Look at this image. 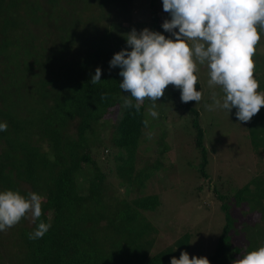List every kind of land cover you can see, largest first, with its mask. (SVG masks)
Here are the masks:
<instances>
[{"label":"trees","instance_id":"1","mask_svg":"<svg viewBox=\"0 0 264 264\" xmlns=\"http://www.w3.org/2000/svg\"><path fill=\"white\" fill-rule=\"evenodd\" d=\"M113 2L0 0V123L8 125L7 131H0V193L11 190L26 199L30 192L43 197L42 214L35 222L27 225L26 213L10 228L16 232L8 238L13 252L4 251L0 241V258L7 264H170L173 257L180 258L181 251L191 259L187 233L171 246L155 250V239L148 233L150 223L143 213L160 205L157 194L146 192V183L163 163L157 158L138 170L136 163L142 160L141 150H148L150 141L160 155L169 151L170 131L162 122L171 117L176 126L177 120L186 124L184 133L191 136L200 160L198 173L208 180L214 145L208 148L207 141L215 127L208 122L206 106L213 104V93L220 91L213 89L212 97L201 96L199 102L186 103L181 101V90L171 92L161 104L163 109H150L146 98L137 101L129 97L139 111L125 107L130 93L119 88L123 80L120 68L110 69L109 61L122 49L131 51L126 43L130 31H123L115 22L107 23L108 7ZM149 14V23L140 31L148 28L174 41L160 26L154 4ZM35 26L47 32L37 35ZM260 28L257 26L261 37ZM48 44L50 48H44ZM263 61H254L255 80ZM97 67L102 72L101 82L92 84ZM194 75L196 90L201 92L196 71ZM166 108L169 113L164 116ZM113 111L115 123L111 127L108 117ZM151 111L158 117L153 118ZM108 125L111 132L106 145L101 127ZM248 128L251 152L261 158L264 106ZM99 149L103 155L97 153ZM110 163L125 196L114 192L107 182ZM126 192L134 196L127 198ZM213 192L221 202L225 224L215 251L207 257L210 264H233L237 256L243 257L242 251L264 247V168L234 193L237 205L246 203L250 212L260 217L259 222L242 228L245 247L231 243L228 196L215 187ZM40 222L50 224V229L40 239H29Z\"/></svg>","mask_w":264,"mask_h":264},{"label":"rangeland","instance_id":"2","mask_svg":"<svg viewBox=\"0 0 264 264\" xmlns=\"http://www.w3.org/2000/svg\"><path fill=\"white\" fill-rule=\"evenodd\" d=\"M151 4H154L158 12L160 26L165 20L171 19L170 15L163 10L162 0H114L113 5L108 7L106 21L107 23L115 22L120 27L122 25L123 31L131 32L135 29L139 33L140 27L147 25L150 21L149 11ZM67 8L72 10L71 6H67ZM260 30L261 37L255 48L256 58L253 61L264 59V28H260ZM175 31H178V29ZM44 32H47V30L41 29L40 26H35V34L39 35ZM166 33L171 36L170 33ZM186 42L192 47V41ZM40 44H42L41 41ZM49 46L51 45L48 44V47L45 45L44 48L49 49ZM193 60L196 64L198 80L203 89L201 90V93L203 92L201 96L212 97L213 89L220 91L219 93L216 92V99L222 105L226 93L223 91L222 86L218 85L220 87V90H218V86L215 88L214 84L209 83V62L205 60L201 63L195 55H193ZM260 70L262 72L256 75L259 78L256 79L259 84L256 92L264 95V61ZM179 90L181 89L169 84L164 89V95L156 102L146 98V105L151 109L153 103H155V107L158 106L163 109V101L168 100V95ZM206 109L210 112L206 113L208 122L215 127V131L210 133V141H207L208 148L214 145V152L211 151L212 149L210 150L207 166L208 180H203L198 173L197 168L200 160L192 144L191 136L184 133L186 124L183 120H177L179 123L176 126L169 116L168 120L162 122L166 126L167 131H170V137L167 141L170 144L169 151L160 155L158 147L150 141L146 146L148 150L145 148L141 150L140 157L142 160H137L136 170L152 163L157 158H160L163 163L159 171L156 172L155 177L146 183V192L148 194H157L160 205L153 212L143 213L145 219L150 223L148 233H150V237L155 239V250L171 246L179 236L187 233L190 235V257L195 255L198 258L200 256L207 258L215 251L218 244L217 238L221 233L222 226L225 224V213L220 207L221 202L213 192L214 187L220 189L223 194L228 196L226 203L229 206L233 224V229L229 235L234 247H245L242 228L253 225L260 220L256 213L250 212L246 203L243 202L237 205L234 197V193L237 190L241 189L254 174L264 168V153H261V158H258L251 152V137L248 135L250 132L248 128L249 122L238 120L235 115L237 111L235 107L231 109L229 114L214 102L211 105L208 104ZM114 111L108 117L112 122L111 127L115 123L112 115L117 111ZM168 113L169 109L166 108L163 114L167 116ZM209 115L212 116L210 117ZM185 117L188 121L187 114H185ZM200 118L203 123L202 114ZM111 127L109 125L105 126L104 129L101 127V136L103 137V143L106 145L109 144ZM158 130L156 129L154 133H157ZM44 149L48 151L47 147ZM106 152L104 151V154ZM97 153L103 155V150L99 149ZM114 153L115 151L111 150V154ZM108 168L112 171L108 176L107 182L114 188V192L117 190L125 196L124 188L118 185V179L115 177L112 163H110ZM126 196L130 198L134 195L126 192ZM31 222L32 216L29 212L26 215V224L30 225ZM235 230L238 231V234H235ZM0 232L2 233L0 241L4 244L1 245L2 247L4 246L3 250L11 252L12 248L8 238L11 233H16L15 229L12 231L7 229ZM241 254L244 256L247 253L244 250ZM240 258L241 256H237L235 260L238 261ZM2 263L7 264L5 259L0 258V264Z\"/></svg>","mask_w":264,"mask_h":264},{"label":"clouds","instance_id":"3","mask_svg":"<svg viewBox=\"0 0 264 264\" xmlns=\"http://www.w3.org/2000/svg\"><path fill=\"white\" fill-rule=\"evenodd\" d=\"M162 7L171 19L165 20L161 27L175 40L148 28L139 33L133 29L126 39L131 51L122 49L109 61L110 69L120 68L118 74L123 80L119 88L130 93L125 97V107L139 111V106L133 105L130 98L156 102L169 84L181 89L182 102H199L201 92L196 90L195 55L201 63L209 62V83L222 86L226 93L222 105L213 93L214 103L228 114L235 107L238 120L250 122L264 106V95L256 92L259 84L253 78L252 59L260 40L257 26L264 28V0H162ZM186 41H192V47ZM101 74L97 67L90 82L100 83ZM150 115L157 118L159 114L151 111ZM144 123L147 125V121ZM7 128V122L0 123V131ZM42 199L31 192L27 199L11 190L0 193V231L10 229L29 212L35 222L42 214ZM50 227L40 222L29 233V239L42 238ZM170 264L210 262L204 256L193 255L190 259L188 253L181 251L180 258L173 257ZM233 264H264V247L247 253Z\"/></svg>","mask_w":264,"mask_h":264}]
</instances>
